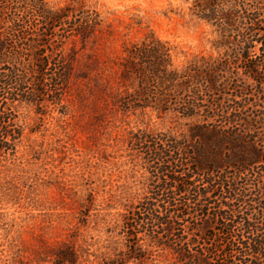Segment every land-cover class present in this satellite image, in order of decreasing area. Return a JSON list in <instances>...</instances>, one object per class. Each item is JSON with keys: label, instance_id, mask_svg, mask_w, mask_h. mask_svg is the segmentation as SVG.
Returning <instances> with one entry per match:
<instances>
[{"label": "rangeland", "instance_id": "obj_1", "mask_svg": "<svg viewBox=\"0 0 264 264\" xmlns=\"http://www.w3.org/2000/svg\"><path fill=\"white\" fill-rule=\"evenodd\" d=\"M43 2L50 12L68 9L72 23L46 33L44 20L26 4L8 13L26 18L13 40L43 35L44 45L58 51L44 77L34 60L17 77L28 93L37 80L44 86L37 85L43 93L36 104L14 107L22 137L13 155H0V264H179L172 250L134 239L124 223L156 182L137 138H187L188 121L152 110L122 112L117 100L135 88L123 78V65L146 37L167 42L180 69L214 53L215 35L188 17L181 0ZM247 190L256 201L254 216L264 190L259 196ZM205 221L198 222V236L213 234Z\"/></svg>", "mask_w": 264, "mask_h": 264}, {"label": "trees", "instance_id": "obj_2", "mask_svg": "<svg viewBox=\"0 0 264 264\" xmlns=\"http://www.w3.org/2000/svg\"><path fill=\"white\" fill-rule=\"evenodd\" d=\"M181 1L191 20L212 30L214 53L178 69L168 43L153 35L128 51L122 76L136 85L117 100L120 110L173 114L188 121V133L137 138L156 182L127 211L124 229L172 250L179 264H264V204L257 201L252 216L247 190H264V0ZM20 3L44 20L46 33L72 23L68 9L47 11L43 0H0V155H13L22 137L14 107L36 104L43 93L38 80L26 92L19 73L34 60L44 77L58 51L43 35L13 40L26 18L8 13ZM203 219L213 224L211 236L195 234Z\"/></svg>", "mask_w": 264, "mask_h": 264}]
</instances>
